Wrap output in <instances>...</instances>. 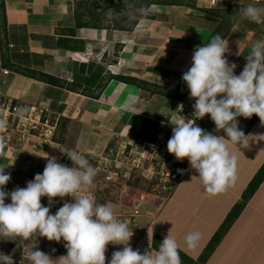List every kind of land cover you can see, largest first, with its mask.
Wrapping results in <instances>:
<instances>
[{
  "label": "crops",
  "instance_id": "crops-1",
  "mask_svg": "<svg viewBox=\"0 0 264 264\" xmlns=\"http://www.w3.org/2000/svg\"><path fill=\"white\" fill-rule=\"evenodd\" d=\"M79 1L0 0L5 7L0 5V12L5 13V29L0 28V102L36 108L42 121L57 127L55 141L47 150H35L31 142L37 139L31 137L15 150L0 144V166L5 159L7 167L16 163L20 167L27 161L31 164L34 157L56 158L58 151L72 150L85 155L92 164L120 135L144 145L166 146L165 140L175 126L172 121L186 117L180 108V101L189 98L186 83L181 91L184 94L188 90L185 98L174 90L191 66L194 49L207 42L221 18L200 12L195 6L170 5L163 6L158 14L140 18L137 25L136 20L130 26L118 20L108 25L105 18L96 21L90 11L78 15ZM249 3L264 7V1L241 5ZM196 5L199 7L197 1ZM241 5L229 9L228 16L234 14L235 20L224 38L229 43V56L245 65L251 43L264 38V18L260 22L241 18L239 10L234 11ZM80 21L86 24L80 25ZM75 52L87 57L76 58ZM191 100L194 104L195 98ZM218 135L236 155L237 168L251 169L248 176L241 181L243 176L237 175L225 191L209 196L191 169L152 229L153 235L177 240L179 250L195 261L264 163V125L260 120L246 133L247 147L231 144L222 133ZM97 186L93 187L97 188V203L107 204L98 197L101 187ZM109 202H121L123 207L126 203L123 198ZM190 232L201 234L193 249L184 241ZM135 239L132 235L131 246ZM60 245L59 250L47 253L53 260L67 253L64 243ZM122 247L107 245L106 264ZM204 264H264V182Z\"/></svg>",
  "mask_w": 264,
  "mask_h": 264
},
{
  "label": "clouds",
  "instance_id": "clouds-1",
  "mask_svg": "<svg viewBox=\"0 0 264 264\" xmlns=\"http://www.w3.org/2000/svg\"><path fill=\"white\" fill-rule=\"evenodd\" d=\"M215 9L221 8L207 10ZM239 15L243 19L260 22L264 18V7H258L256 3L241 5ZM250 47L247 63L237 75L234 72L236 63H230L226 55L231 54L228 40L216 34L194 49L191 66L182 74L189 90L187 97L195 98L193 119L172 121L175 126L167 142V151L178 161L187 158L209 196H215L235 183L238 160L219 135L205 131L196 125L195 119L210 115L216 131L222 130L231 144L240 147H247L249 142L248 136L238 127V117L251 118L256 114L264 125V38L253 41ZM75 53L76 58L87 57ZM10 120L8 124L12 123ZM0 124V144L10 150L21 148V144L32 136L37 139L35 144L41 150H47L55 141L57 127L53 143L45 149L40 147V139L35 132L20 142H12L16 146L13 149L4 145L1 137L3 127L8 124L4 120ZM65 155L72 161V166L61 164L56 158H48L42 174H35L25 187L16 186L11 191L5 190L11 173L0 167V240L16 241L19 237L27 241L35 234L49 241L66 242V255L55 260L34 247L27 252L24 249L23 257L28 264H106L105 253L109 243L123 247L112 253L108 264H181L178 242L169 235L155 253L133 250L129 244L132 232L128 230L127 223L116 218L110 204L97 203L91 193L96 169L77 150L64 151L61 158ZM184 171L177 169L180 174ZM66 196L73 197V201L64 202L51 214L53 198ZM44 197L48 198L47 206L44 205ZM6 199L10 202L6 203ZM200 238L199 232H190L184 237L185 245L193 249ZM0 264H15V261L11 254L0 252Z\"/></svg>",
  "mask_w": 264,
  "mask_h": 264
},
{
  "label": "built area",
  "instance_id": "built-area-1",
  "mask_svg": "<svg viewBox=\"0 0 264 264\" xmlns=\"http://www.w3.org/2000/svg\"><path fill=\"white\" fill-rule=\"evenodd\" d=\"M243 1L240 0V3ZM253 1L257 2V0ZM262 1L258 0V2ZM200 2L205 8L214 9L226 7L228 0H219V3L218 0H197V4ZM235 3H239V0H232V4ZM75 54L79 56V53ZM227 56L230 63H236L237 67L234 72L238 75L243 70L244 64L229 55ZM4 71L8 72L7 69ZM192 105L189 99L184 101L183 106L180 105V108L186 111L188 120L189 118L193 119ZM24 107L11 102H0V116L5 117V124H8L10 119L13 124L10 130L3 127L5 129V136H1L3 144L15 149L16 146L12 142H20L35 132L40 139V147L45 149L49 143H53L52 137L56 125L42 121L41 113H37L36 108ZM16 132L18 134H15ZM64 159L65 165L72 166V161L67 155L64 156ZM95 162L96 175L93 187H96L97 184L100 186L102 183L107 185L126 183L134 176L147 179L146 188L127 201L121 212H114V214L118 220L127 223L128 230L132 232V235H136L132 246L133 250L139 249L141 253L152 251L154 223L163 207L172 199L178 185L190 172L191 168L187 158L183 161L176 160L174 154L168 153L163 143L144 145L136 141L135 138L120 135L109 144L104 152L97 156ZM177 169H185V171L180 174ZM93 187L91 193L97 202V188ZM72 201L73 197L71 196L65 197V200L63 199L61 202L57 197L53 198L50 213L54 214L59 207L63 206L64 202ZM48 203V198L44 197V205L47 206ZM23 251L24 248L19 253H3L11 254L15 264H22ZM24 264H27L26 259Z\"/></svg>",
  "mask_w": 264,
  "mask_h": 264
},
{
  "label": "rangeland",
  "instance_id": "rangeland-1",
  "mask_svg": "<svg viewBox=\"0 0 264 264\" xmlns=\"http://www.w3.org/2000/svg\"><path fill=\"white\" fill-rule=\"evenodd\" d=\"M196 1H195V3H196ZM248 1L255 2L253 0H244L242 3L232 4V0H228L226 7L218 9L219 11H221L220 13H222L224 11L223 12L224 14H222L224 22L228 20V11L230 8H232V6H238V5L243 4L245 2H248ZM84 2H85V4L91 5V7L94 10H97L98 13L101 14V17L103 19L105 18V22L108 25L111 22L118 20L120 22V24L125 23V24H128L129 26L132 25V22H134L135 20H136L135 21L136 23L134 25H137L140 18L148 17V16L150 17V14L153 15L154 13L158 14L157 12L163 6H170V5L153 4L150 6V8H148L147 10H144V9H142V7H137L136 2H134L132 4L127 3L126 6L123 7V9H121V11H116L115 6H108L106 0H84ZM115 2H117V1H115ZM199 4H200V6H199L200 8L207 9V8H205L204 5H201V2ZM204 4H206L205 1H204ZM235 10H239V9L236 8V9H234V11ZM184 112L186 113V111H184ZM2 116L3 115L0 116V122L2 120H4V118H5L4 116L3 117ZM189 119H191V118H189ZM247 120H249V118H247ZM195 123H196V125H198L202 129H204L205 131L213 133V135L221 134L222 130L219 132L216 131V126H215L214 122L211 120L210 115H206L204 118L195 119ZM239 124L240 123L238 121V125ZM12 126H13V124L9 123L8 125H6V128L12 129ZM241 126L245 127V124L243 123V124H241ZM2 131H5V129L3 128ZM0 135H1V126H0ZM2 135L5 136V132H3ZM171 135H172V131L170 132V135H168L166 140H165L166 146H167V142H168L169 138L171 137ZM31 138H33V136ZM31 138L28 137L27 140H30ZM35 142L36 141H34V143H33V141H32L31 144H35ZM33 147L35 150L38 149L37 144H35ZM0 152H1V149H0ZM50 154H51V152H50ZM57 154H58V155H56L57 161L61 164H64L65 159L64 158L62 159L61 156H59V154L61 155V154H63V152L58 151ZM39 156H41V155H39ZM34 158L36 160L31 162V164H25V165L23 164V165H20V167H19V166H17L19 163H16L15 166H12L11 168H10V166L7 167L8 166L7 160L6 159L4 160V163L2 164V166L5 168V172L11 173V179H10L9 183L5 186V190L11 191L16 186L25 187L26 182L34 179L35 174H37V173L42 174V172L46 166L47 159L53 158V157L41 156L40 158L38 157L39 159L37 157H34ZM20 160H22V158ZM94 164H95V162L92 163L91 165L93 166ZM2 166H0V167H2ZM250 170L251 169H249L248 166L243 167V169L237 168V175L243 176L241 181L246 176H248V174L250 173ZM138 183L139 182L135 181L134 184H132V185H135L136 188L131 187L129 189L126 185H124V187H126V189H123L120 186L119 187L118 186H111V185L108 186L107 184L102 183V185H100L101 189L98 191L99 192L98 197H100L101 200H104V202L108 201L107 204H110L113 207L114 212L121 211V209H123V205L121 204V202L119 204L118 202H109V201H117V200H120L121 198H123V200L125 202L130 201L131 198H133V194L137 193V191L139 189H141L137 186ZM147 185H148V182L145 181L144 186H147ZM142 186H143V181H142V184H140V187H142ZM97 188H98V186H97ZM58 198L60 199V201H62L63 199L65 200V198H63V199H61L60 197H58ZM5 202L9 203L10 200L6 199ZM125 202H123V203H125ZM41 203L43 204V197L41 198ZM61 243L63 244L65 242L63 240H61V242L49 241L46 237H41L39 235L34 234L31 237V239L27 240V241H24L22 238H19V237L16 238V241H14V240H0V252L19 253L20 250L23 248L27 252V250L34 247L35 249L44 251L45 253H50V252H54V251L59 250ZM13 250H15V251H13Z\"/></svg>",
  "mask_w": 264,
  "mask_h": 264
},
{
  "label": "trees",
  "instance_id": "trees-1",
  "mask_svg": "<svg viewBox=\"0 0 264 264\" xmlns=\"http://www.w3.org/2000/svg\"><path fill=\"white\" fill-rule=\"evenodd\" d=\"M115 1H117V2H115ZM106 2L108 4V6H115L116 11H121V9H123V7H125L127 3L132 4L134 2H136L137 7H142V9H144V10H147L153 4H157V5H189V6L191 5V6H195V9L199 10L200 12H205L208 15H214V16H217V17L221 18L220 25L212 33V35L208 38V40L212 36H214L216 34H220L223 38L226 37V35L228 34V30H229V28L231 26L232 21L235 20V17H234L235 15L233 14V15H229L228 16V20L224 22L223 17H221V15H220L221 11H219L218 9H217L218 10L217 11L215 9V10H211V11H214V12H211L209 10L197 7L195 1L193 2V1H187V0H126V1L125 0H106ZM0 5H1L2 9H5L4 3H1ZM80 8L82 9V11L79 12ZM83 8H84V10H83ZM85 10L90 11V13L93 14V17H94V19L96 21L102 20V17H101L100 13H97V11L94 10L91 7V5L85 4L84 0H80L79 4H78V15L79 14L81 15ZM2 20L5 22V13H1L0 12V28H1V30L5 29V23ZM79 24L80 25H85L86 23H82L80 21ZM120 27L122 28L121 25H120ZM184 83L185 82L182 80V84H180L178 86V88L174 90V92L179 93V95H178L179 97L186 96V94L188 92V90L184 94H182V92H181L183 90V88L185 90V84ZM237 119L239 120L240 123H246L245 127L239 126V128L242 131H244L245 134L248 132V130L252 127V125L257 120H260V118L256 114H253V116L249 119V121L246 120V118H244V117H238ZM245 121H247V122H245ZM221 133H222L223 136L226 137V135L223 133V131H221ZM28 164H30V163H28ZM135 181L139 182L138 185H137L139 188L145 189L146 186H144V182L145 181L143 179L137 177V178H135L134 182ZM142 181H143V186L140 187V184H142ZM263 182H264V163L259 167L258 171L255 173V175L253 176L251 181L248 183V185L246 186V188L244 189V191L242 193L241 198L235 203L233 208L230 210V212L227 215L224 223L219 227V229L212 236L211 240L209 241L208 245L204 249L202 255L199 257L198 261L193 260L192 258L187 256L184 252L179 250V256H180L181 264H204V262H205L206 258L208 257V255L215 249L216 245L223 238L224 234L229 229V227L231 226L233 221L240 215V213L242 212V210L246 206L248 200L251 197H253V195L256 193V191L258 190V188L260 187V185ZM113 185L114 186H119L118 183H115ZM120 187L125 189L123 184H120ZM162 241H163L162 237H160L158 234H154L153 235V247H154V249L158 250L159 244Z\"/></svg>",
  "mask_w": 264,
  "mask_h": 264
},
{
  "label": "bare ground",
  "instance_id": "bare-ground-1",
  "mask_svg": "<svg viewBox=\"0 0 264 264\" xmlns=\"http://www.w3.org/2000/svg\"><path fill=\"white\" fill-rule=\"evenodd\" d=\"M187 99H189V100H190V104H192V100H191L190 98H186V99H183L182 101H180V105L182 104V106H183V105H184V101L187 100ZM185 116H186V115H185ZM184 118H187V116L184 117ZM115 138H117V136H116ZM115 138H114V139H115ZM114 139H112L111 142H112ZM164 147L167 149L166 146H164ZM168 153H169V152H168ZM93 167H94V168L96 167V162H95V164L93 165ZM137 177H139V176H134L133 178H131L130 180H128L126 183H120V184L126 185V186L128 187V189L131 188V187H132V188H136L135 185H132V184H134V180H135V178H137ZM139 178H141V179L147 181V179H145V178H142V177H139ZM145 188H146V187H145ZM142 190H144V189H139V190L137 191V193H139V192L142 191ZM136 195H138V194H136V193L133 194V197L136 196ZM123 208H124V207H123ZM164 208H165V207H163L162 211L164 210ZM122 210H123V209H122ZM122 210H121V211H122ZM121 211H119V212H121ZM162 211H161V212H162ZM119 212H116V213H119ZM160 214H161V213H160ZM160 214H159V215H160ZM159 215H158V216H159ZM157 218H158V217H157ZM157 218H156V219H157Z\"/></svg>",
  "mask_w": 264,
  "mask_h": 264
}]
</instances>
